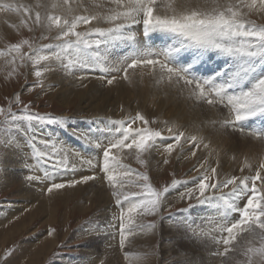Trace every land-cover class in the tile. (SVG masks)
Here are the masks:
<instances>
[{
  "label": "snow or ice",
  "instance_id": "6c2138e0",
  "mask_svg": "<svg viewBox=\"0 0 264 264\" xmlns=\"http://www.w3.org/2000/svg\"><path fill=\"white\" fill-rule=\"evenodd\" d=\"M108 3L111 6L107 11L100 12L90 11L86 0H38L35 6L0 0V11L22 14L20 23L29 31H33L32 26L49 33L55 30V35L50 37L52 42L48 44L37 45L25 39L9 45L7 53L17 54L10 61L13 72L18 67L17 58L21 61L19 66L28 62L32 64L38 82H42L40 78L51 69L50 64L42 66V62H57L66 72L95 71L99 66V70L105 74L101 79L112 85L117 78H107L110 71H122L127 79L129 69L151 68L153 75L159 74L157 83L166 79L187 89L189 99L226 108L229 115L219 121L222 128H231L241 135L264 140V124L254 126L257 120L264 122V23L249 18L253 12L264 13V0H108ZM93 6L104 7L103 4H96L95 0ZM77 9L84 14H77ZM99 24L109 26H97ZM81 25L86 26L85 30H78ZM134 26H142L145 41L158 35L168 42L159 48L142 43L133 30ZM40 39L49 37L42 34ZM118 42H127L131 46L130 52L112 68L104 67L107 50ZM24 45L28 46L27 52H22ZM4 54V51H0V55ZM215 57L220 58L226 66L214 69L210 74L201 73L199 66ZM15 102L21 103L19 93L15 94ZM0 115L4 117L0 127L6 126L4 130L9 133H18L31 148L35 165L26 164V167L29 170L34 166L43 169L42 177L29 175L26 177L28 181L52 180L47 188L51 193L96 179L93 175H86L67 184L55 182L58 173L68 171L69 152L64 148L57 150L55 142L50 145L49 141L39 139L35 126L42 121H57L30 111L29 105H24L18 112H13L11 108H0ZM137 121L144 126L133 127ZM110 123L116 126V130L107 138V144L103 141L95 143L97 148L103 149L100 167L104 177L115 186L114 173L120 169L121 176L135 175L145 189L142 193L123 197L121 193L113 192L115 204L120 208L117 219L120 247L123 249L127 234L131 231L128 225L132 223L133 213H159L165 195L178 184L187 182L173 180L170 185L157 191L149 183L147 173L123 165L113 151L123 152L127 149L144 163L143 155H151L158 141H173L164 147V153L170 155L177 146H181L182 138L185 142L194 143L195 147L200 146L201 138L186 136L184 132L171 128L168 129L169 136L164 137L161 131L147 127L149 121L139 112ZM89 142L92 143L91 140ZM0 143L19 147L14 137ZM39 144L45 148L51 146L53 150L47 153L40 151L37 147ZM61 152L62 158L57 159ZM82 162L90 168L96 167L92 159ZM164 163H168V160L165 159ZM199 167L202 171L192 178L193 181L198 180L196 187L181 193L182 199L185 196L189 199L194 197L196 204H190L188 209L180 211H189L201 205L215 207L218 219L210 220L214 226L204 233L216 245H223V251L217 248L214 255L226 257L231 262L233 256L229 254L233 253L245 258L236 260L235 264H255L256 261L264 264V160L260 161L254 175L218 178L216 167L206 163ZM245 167L251 168L252 165L246 161ZM147 227L154 228L155 224H148ZM214 232L220 235H212ZM241 239L243 243H240ZM131 255L125 253L126 257ZM140 258L137 255V259Z\"/></svg>",
  "mask_w": 264,
  "mask_h": 264
},
{
  "label": "rangeland",
  "instance_id": "374dc122",
  "mask_svg": "<svg viewBox=\"0 0 264 264\" xmlns=\"http://www.w3.org/2000/svg\"><path fill=\"white\" fill-rule=\"evenodd\" d=\"M252 16L256 21L264 22V16L259 17L258 13ZM28 24L32 26L31 21H28ZM20 26L0 31V51L5 53L0 55V108L5 110L11 108L13 112H18L24 105H29L30 111L46 115L57 121L52 123L42 121L36 124V135H40L42 130V136L38 138L45 140L48 137L43 133V130L48 132V127L60 123V119H64L65 113L72 116L77 111V98L71 97L68 100L60 98L57 95L58 92L52 88L53 85L50 81H47L43 76L40 78L42 82H38L30 62L19 66L21 61L17 58L16 65L18 67L13 72V64L10 61L12 56L17 54L7 53L9 45L25 39L37 45L48 44L51 40L50 35L47 36L49 39H46L48 43L43 42L44 39H40L42 35L40 28L32 26L33 31H29L28 27L21 24ZM27 51L28 46L24 45L22 52ZM43 65L44 62H42ZM9 73L12 74L9 75ZM16 93L20 94L21 103L19 104L15 102ZM63 101L65 102L62 103ZM83 106H80L77 111L80 114L76 112L73 116L80 117L82 121L79 122L83 125L86 124V128L89 129L92 128V125L84 123L83 119L88 117V114L93 116L94 110H86ZM124 114L126 113L124 112L122 115L124 116ZM3 119L4 117L0 115V121ZM146 119L149 121L147 127L150 126L151 129L161 131L162 136L168 137L169 132L164 131L165 128L160 125L157 115L152 116L151 120ZM143 126L140 122V127ZM5 128L6 126L0 127V141L14 137L15 141L19 143V148H22L23 141V145L29 149L30 153L32 152L22 136L18 133H9L4 130ZM234 136L236 137V133ZM52 139L61 141L59 132L53 133ZM171 143H173L172 140ZM158 144L160 143L158 142ZM184 144L183 140L181 146L173 151V155L163 153V156H168H162L161 160L157 159L154 162L149 159L148 154H144L142 158L145 162L141 163L135 154L130 152L119 160L123 165L140 173H147L149 183L157 191L170 185L173 180L186 181L187 183L178 184V186H186L192 183L190 179L197 176L202 169H194L198 159L196 153L193 158L191 156V160L188 159L189 154L186 157L180 156L181 163L177 161L174 155L178 152L177 149L180 151ZM37 147L40 151L46 153L49 151L43 144H39ZM187 147L189 151V144L184 147L185 150ZM12 149H15L14 145L5 146L0 143V264H184L185 261L188 264H235L236 260L245 259L241 255L230 253L233 260L229 262L226 257L214 255L217 248L223 251L222 244L218 246L212 239L207 241L210 239L209 236L203 239L195 238L196 223L194 221L196 219L195 217L185 218L193 208L189 211L180 210L188 209L190 204L195 205L196 200L194 197L187 199V196L183 199L180 198L181 196L170 199L169 195L173 190L165 195L159 213L155 215L133 213L132 223L128 225L131 231L127 234L124 248L121 249L117 219L120 215V208L115 204L116 197L113 192L121 193L122 197L131 193H142L145 191L142 181L138 180L135 175L123 177L119 174L120 169H116L114 173L115 186H113L104 177V174L98 171L97 176L96 174L93 176L100 180L101 188L108 191V198L104 197V200L95 194V190H99L98 187L93 186L91 189L85 185L78 186L75 188L76 190H68L69 188L66 187L53 190L51 193L47 191L46 194L37 197L26 196L22 194L24 193L23 186L28 188L34 182L26 179L32 175L26 164H28V160L33 161V165L35 162L29 152L20 155L21 158L16 155L15 159L13 157L15 152ZM118 153L120 152L118 151ZM9 154L16 162H19L17 167L21 168L22 175L19 174L16 180L7 175L9 173L7 168L12 170V166L15 171H18L15 164L6 162ZM113 154H117L116 150L113 151ZM62 156L63 153L61 158ZM67 158L69 162L73 160L69 155ZM77 159L76 163L79 164L77 167H81L79 163L81 157L78 156ZM165 159L168 160V163H164ZM33 168L39 169L40 167L34 166ZM40 169L43 171L42 168ZM46 187L48 186H44L38 191ZM188 189L186 188L183 192L186 193ZM225 191L228 190L225 189ZM202 206L208 209L213 207ZM180 214H184V219L177 218V215ZM148 224H155V227L150 229L147 227ZM201 240L206 241L207 244L202 243ZM240 243H243V239ZM125 253L132 255L126 257ZM137 255L141 258L137 259ZM255 264H259V261H256Z\"/></svg>",
  "mask_w": 264,
  "mask_h": 264
},
{
  "label": "bare ground",
  "instance_id": "6f19581e",
  "mask_svg": "<svg viewBox=\"0 0 264 264\" xmlns=\"http://www.w3.org/2000/svg\"><path fill=\"white\" fill-rule=\"evenodd\" d=\"M37 2L38 0H4V3L31 6H35ZM95 3L103 4L104 7L95 8L93 6V0H86V6L89 7L90 11L104 12L111 6L108 0H95ZM77 14L84 13L82 10L77 9ZM253 14L257 15L256 12H253L249 18L256 21L252 16ZM258 16L263 17L264 13H258ZM21 18L22 14L16 12L7 10L0 11V31L2 32L4 30L21 27ZM256 22L264 23L259 20ZM93 24L95 25V22H93ZM14 25L16 27H13ZM97 26L108 27L109 25L99 24ZM85 28L86 26L81 25L78 30H85ZM133 30L136 32L138 40L145 43V40L140 35L141 26H134ZM42 34L44 36L50 35L51 37L55 35V30L51 33L42 31ZM43 42L48 43L46 39H44ZM51 42L50 40L49 43ZM130 50L131 46L127 42L114 43L107 50V63L103 66L112 68L123 56L127 55ZM215 58L218 61L221 60L218 57ZM46 63L51 65V69L45 72L43 77L47 81H50L53 85L52 88L58 92L57 95H59L60 98L68 100L71 97H76L78 103L77 111H79L82 105H84L83 107L86 108V110H94L93 116L88 114L89 116L83 119V122L90 126L92 125V128L88 126L89 129H87L85 126L86 124L83 125L79 122L81 120L80 117L73 116L76 114V111L72 116H68V113H65L64 119L59 118L60 123L48 127V132L43 130V133L48 137H45V140L55 142L57 150L59 148L67 149L69 157L73 159L69 162L67 158L68 171L57 174L55 180L57 183L67 184L68 181L80 180L86 175L96 174L97 176L98 171L103 174L100 167V164H102L103 149L97 148L95 143L103 141L107 144V138L116 130V126L112 125L110 121H119L129 116H134L137 111H140L150 120L152 116L157 115L159 123H161L160 125L165 128L164 131H168V129L171 128L177 132H180V130L181 132L183 131L186 136H197L201 138L199 147H195L194 143L185 142L180 151L185 150L184 147L188 144L190 150L188 151V147L183 152L177 149L178 152L174 155L177 161L181 163L182 161L180 158L183 156L186 157L189 154L190 157H188V159L191 160V156L192 158L194 156L192 151H194L198 156L194 169L200 168V164L206 163V165L217 168L218 177L220 178L230 177L232 175H254L260 161L264 160V140L250 135H241L238 131L234 132L231 128L226 129L221 127L219 121L225 119L229 115L226 108L213 107L206 103H199L193 99H189L187 89H182L181 85L169 83L166 79L163 82L157 83L159 74L156 73L153 75L151 68L139 67L136 68L135 72L129 69L127 79L124 78L125 73L122 71H110L107 74V78L110 79L112 76H116L117 79L112 85H108L106 80L101 79L105 74L99 70V66L95 71L75 70L66 72L57 62H44V64ZM223 66L225 67L226 65L223 63ZM81 77H83V79H81ZM64 102L65 101L62 103ZM124 112L126 114L123 116L122 114ZM262 124H264V122L257 120L254 126L260 127ZM135 127H140V122L135 124ZM55 132H59L61 141L52 139V134ZM235 133L236 137L234 136ZM39 136H42V130L41 134L37 137ZM90 140L92 143L89 142ZM52 142H50V145ZM158 142L160 144H158L157 148L149 155V159L153 162L157 159H162L164 147L167 143H171V140L164 139ZM21 145L22 148L15 147V149H12L13 152H15L13 156L15 159L16 155L21 158L20 155L27 154V152H29L30 156L32 154V152L30 153L29 149L23 145V141ZM205 145H207V147H205ZM46 150H49L47 152H51L53 149L50 146ZM116 153L115 155L121 160L129 151L125 149L123 152L118 153V151H116ZM173 153L174 152L171 154L173 155ZM61 154L62 152L59 153L56 158H61ZM168 155L163 157H167ZM78 156L81 157L80 162L78 161L81 167H77V165H79L76 163ZM13 157L9 154L6 162L12 165L15 164L17 167V163L19 162H16ZM87 159H92L96 167L90 168L87 163L82 162ZM246 161L252 165L251 168L245 167ZM32 162L33 161L28 160V164H33ZM73 165H75V170H73ZM11 168L12 170L7 168L9 172L7 175L11 176V179L16 180V177L18 178L19 174H21V168L17 167L16 169L18 171H15L14 166ZM242 168L244 169L243 172H241ZM36 169L37 168H32L31 172L32 175L37 174L36 176H38L41 169ZM43 174V171H41L39 176L42 177ZM190 180L192 183L186 186L177 185L172 191V194L169 195V198L180 197L181 193H184L183 191L186 190V188L192 189L196 187L198 180L193 181L192 178ZM52 182V180L34 181L28 188L23 186L22 191L24 193L22 194L34 197L46 194L47 188ZM82 185L88 186L91 189H93V186H96L99 190H95V194L102 197V199L104 197L108 198V191L101 188L100 180H98L97 177L95 180L71 186L72 188L68 187V190L78 188V186L82 187ZM44 186L48 187L38 191ZM244 202H246V200L241 202V206ZM183 215L184 214L177 215V218L184 219ZM192 217L196 219V221H194V223H196L194 232L197 237L194 236L195 238L199 237L203 239L208 236L204 235V233L208 232V230L214 226L210 223V220L218 219V214L215 207L208 209L201 205L193 207L192 211H190L185 218L188 219ZM212 235L219 236L220 234L214 232ZM210 240L211 238L207 241ZM201 242L207 244L204 240H201Z\"/></svg>",
  "mask_w": 264,
  "mask_h": 264
}]
</instances>
